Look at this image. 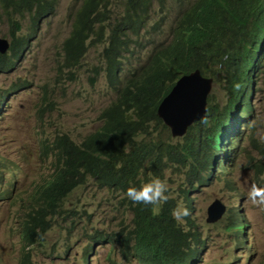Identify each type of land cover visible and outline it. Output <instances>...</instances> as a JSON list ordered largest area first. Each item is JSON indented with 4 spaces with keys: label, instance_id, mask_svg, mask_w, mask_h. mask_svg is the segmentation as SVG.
I'll use <instances>...</instances> for the list:
<instances>
[{
    "label": "trees",
    "instance_id": "16d2710c",
    "mask_svg": "<svg viewBox=\"0 0 264 264\" xmlns=\"http://www.w3.org/2000/svg\"><path fill=\"white\" fill-rule=\"evenodd\" d=\"M75 5L68 11L70 32L61 43L59 70L83 68L90 50L102 47L105 67H94L93 82L104 71L117 98L99 117L102 126L98 131L81 142L56 132L37 142L39 158L48 164L49 173L29 197L30 209L21 228L22 250L41 245L56 219H66V214L81 218L78 206L69 203L92 183L116 204L115 211L132 215L115 234L94 237L95 244L118 246L124 259L139 264L196 263L203 245L201 234L191 215L186 225L172 218V209L180 203L170 192L168 202L155 214L150 206L133 205L124 192L154 176L163 180L168 171H174L177 191L182 181L184 204L194 212L193 190L207 187L217 153L233 139L225 138L223 127L227 116H233L238 97L225 107L211 98L206 122L192 127L179 141L170 138L157 109L181 74L207 66L218 69L217 79L222 77L227 96L238 93L250 104V85L264 67V0H76ZM57 6V0H0V23L7 18L11 37L9 53H0V74L17 66L40 24L56 16ZM26 13L29 30L21 37L23 26L14 16ZM152 45L159 46L151 51ZM64 77L73 80V72ZM28 87L23 80L6 93L0 92V106L12 93ZM50 95L45 87L39 122L46 112L56 109ZM239 111L240 122L254 115L252 105L239 106ZM230 214L234 231L240 232L246 226L243 217ZM21 264L36 263L26 252Z\"/></svg>",
    "mask_w": 264,
    "mask_h": 264
},
{
    "label": "rangeland",
    "instance_id": "374dc122",
    "mask_svg": "<svg viewBox=\"0 0 264 264\" xmlns=\"http://www.w3.org/2000/svg\"><path fill=\"white\" fill-rule=\"evenodd\" d=\"M57 4L56 16L40 24L17 66L0 74V92L11 90L23 80L29 83L28 88L18 90L6 112L0 113V264H20L23 259L21 228L26 198L48 174V167L39 158L37 142L52 138L55 132L68 133L81 142L102 126L98 118L115 98L104 71L93 82L94 67H105L102 47L90 50L85 59L87 64L74 69L73 80L64 77L67 75L63 69L59 70L63 63L61 43L70 32L68 11L76 7V0H57ZM14 19L23 26L18 35L26 37L29 14ZM9 32L5 17L0 23V38L11 40ZM257 83L260 90L253 101L255 115L246 139L229 153L225 169L220 168L211 185L194 195L195 211L191 218L207 242L195 264H264V210L247 199L251 184L264 187V76ZM45 87L56 109L51 114L45 113L42 124L38 121V107ZM213 88L216 99L222 98L220 87L213 84ZM87 188L88 191L76 193L73 204H69L87 211L76 220L75 226L58 219L41 245L27 247L38 264H86L83 254L89 236L96 231L111 234L121 228L128 215L123 210L115 211L116 204L106 200L105 193H100L92 183ZM108 198L112 199L110 195ZM216 200L246 220L248 226L239 238L228 231V213L216 224L206 222L208 208ZM68 247L71 248L66 254ZM113 247L114 250L109 244L96 245L89 264H135L119 254L118 246Z\"/></svg>",
    "mask_w": 264,
    "mask_h": 264
},
{
    "label": "clouds",
    "instance_id": "9594fccd",
    "mask_svg": "<svg viewBox=\"0 0 264 264\" xmlns=\"http://www.w3.org/2000/svg\"><path fill=\"white\" fill-rule=\"evenodd\" d=\"M152 36L155 37L156 40H159V37H156L153 34H152ZM4 39H7V38H4ZM169 39L170 38L164 39V41H166V43H168V42H170ZM7 40L9 42L10 48H11V40H9V39H7ZM166 43H164V44H166ZM263 45H264V42H263ZM157 46H159V45H152L150 47V50L154 51L157 48ZM10 48L5 54L9 53ZM262 50L263 49L261 48L260 52ZM256 52H257V54H260V52H258V51H256ZM147 61H148V56L146 57V60L144 63H146ZM73 71H74V69H71V70H66L63 73L66 74L67 76H70V74ZM217 76H218V69L215 67H209V66H207L205 69L196 68V69H194L188 73L181 74L173 82V84L170 86L169 94L161 101V105H162L164 100L166 98H168L170 95H173L174 93L177 95L188 96V97L206 95V109H205L206 112H205L204 116L202 117L201 120L197 121L191 127H189L188 130L186 131V133L183 134L182 136H173L171 129L165 124L164 120L162 119V117L160 115L161 105H160L159 109H157V117H159L162 120V123L168 129L170 138L174 141H179V140H182L189 133V131L192 127H194L198 123L204 122L206 120L207 114H208L209 100L211 98L214 99L215 104H219L221 107H225V106L229 105V102L231 100H233L235 98V96L238 97V100L234 101L235 107L233 109V116L231 117V119H229V116H227L226 124L223 127V132L227 133L225 138H227V136H232L233 139L226 142V143H224V139H223L224 147L222 148V152L217 153V155H216L217 159H215L214 166H213L214 174H213V177H211V180L209 181L207 187H209L211 185L212 180L214 178H216V174L218 173L220 168L223 167V169H225L224 161L227 159L228 156H230L229 153H232L233 149L236 146H238L241 142H243L247 137L248 131L250 129V122H252V120L254 119L255 109H254V115L252 116V118L247 119V117L244 116V117H242V122H240L241 120H239V117H240L239 116L240 115L239 106H241L242 108L245 109V107L247 105H252V107L254 108L253 101H254L256 94L260 90V87L259 86L257 87V84H258L257 82H258L259 78L262 79L264 76V67H263V70L260 71L258 79L254 80L253 85H250V88H249L250 104L248 102H246L242 98V96L238 93L232 95L231 97L227 96V94L225 93L224 81H223L221 76H219V78L217 79ZM188 83H190V84H188ZM213 84L220 87V90H221V93L223 96L222 98L220 96L219 98L216 99V97L214 96V94L216 93V90L213 88ZM235 87H236V89H239L240 85L237 84V85H235ZM6 92H7V90H5V93ZM16 94L17 93H14V94L12 93L11 97H9L4 102H2V105L0 106V113L6 112V109L9 106V103L15 98ZM116 98H117V95H115L113 103L116 101ZM53 112H54L53 110H50V114ZM98 120H99V118H98ZM44 122H45V116H44L43 121L40 123L43 124ZM236 126L238 127L237 130H236ZM262 139H264V137H262ZM43 164L45 166H47L46 162H43ZM48 173H49V171H48ZM175 175H177V174L174 171H168L165 175V179H163V180L160 179L159 177L154 176L149 181L143 183L139 187H136V186L128 187L126 189V191L124 192V195L126 196V198L128 200H130L133 203V205H143L145 207L150 206L151 210L155 214V213H159L161 207L165 203L168 202L169 196L167 195V193L170 192L171 196L176 198L180 203L175 208L172 209L171 216L177 223L186 225V221H187L186 218L189 217L190 215L192 216L194 212L191 214L188 207L184 204V200L182 198L183 195L181 193V188L183 186L182 181L180 183V189H179V191H177L178 182H177ZM207 187H201L197 190H193V193L190 196V199H192L194 201V210L193 211H195V201H196L194 195L196 193L200 192L201 189L207 188ZM29 197L30 196H28L26 198V207H27L26 212H28L30 209V206H29L30 198ZM247 199L255 207H257L261 210H264V187H260L255 183L251 184L250 187L248 188V191H247ZM216 203H219L220 208L215 209L213 211H210L211 208ZM69 204H73V202L69 203ZM230 211L232 212V209H229L226 206H224L220 202V200H216L208 208V211H207L208 216L207 217H208V219H210V217H213V218L218 217L219 220L214 221V222H209L207 219L206 222L208 224H216L218 221L219 222L222 221L228 213V215L226 217V218H228L227 220L230 221V224L228 225V231L233 232V234L235 235V238H237V237L239 238L241 235H243V233L245 231V227H247L248 224L246 223V220L244 219V217L239 214L241 217H243V220H244V223L246 224V226L244 228H241L240 232L234 231V228L232 227V221H231V216L233 214H230L231 213ZM79 213L80 214H87V211L84 212V210L79 209ZM127 215H128L127 218L130 220L132 218L131 213L127 212ZM129 215H131V218L129 217ZM88 217L91 218V214H89ZM59 219H61L62 222H64V224H70L72 226H75L76 220L78 218H74V217L66 214V219H63L62 217H60ZM191 220L194 222V220L192 218H191ZM55 222L58 223V220L56 219ZM194 224H195V222H194ZM196 227L198 229V232L201 234L200 236H201V239L203 241V245H201L200 252L198 255L199 256L198 258L200 259V256H201L204 248L207 246V242L205 239L202 238V232L199 230V227L197 225H196ZM118 231H116V232H118ZM116 232H112L111 234H108V235L115 234ZM98 234H104V233L96 231V233L94 235L89 236L90 241L88 242L86 248L84 249V254H83V258L85 259L86 264H89V259L91 258L92 254L94 253V248L96 245H98V244H95V242H94V237H97ZM242 239L244 240V237ZM242 239L240 240V242L244 243V241ZM106 244H109V243H102V242L99 243L100 246L106 245ZM109 245H110V248L112 250H114V247L111 246V244H109ZM88 246H93V247L89 252L86 253V249L88 248ZM70 248L71 247H68V249L66 250V254H68ZM22 251H23V255H24L27 252V247H25L24 250H22ZM89 254H90V256L87 257V255H89ZM32 258H33V255H32ZM133 261L135 262V264H139V262L136 260H130L129 262H133ZM34 262L36 264H38L37 261L34 260ZM21 263H22V261L20 262V264ZM193 264H195V263H193Z\"/></svg>",
    "mask_w": 264,
    "mask_h": 264
},
{
    "label": "water",
    "instance_id": "95a60500",
    "mask_svg": "<svg viewBox=\"0 0 264 264\" xmlns=\"http://www.w3.org/2000/svg\"><path fill=\"white\" fill-rule=\"evenodd\" d=\"M10 48L7 39H0V52L5 54ZM190 84V83H188ZM206 95L194 97L173 94L164 100L160 108V115L165 124L171 129L173 136H182L189 127L201 120L206 112ZM216 203L210 211L219 209ZM219 220L218 217H210L209 222Z\"/></svg>",
    "mask_w": 264,
    "mask_h": 264
}]
</instances>
